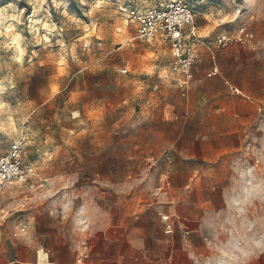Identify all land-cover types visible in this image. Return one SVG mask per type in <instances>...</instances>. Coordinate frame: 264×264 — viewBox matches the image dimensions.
Instances as JSON below:
<instances>
[{
  "label": "rangeland",
  "instance_id": "rangeland-1",
  "mask_svg": "<svg viewBox=\"0 0 264 264\" xmlns=\"http://www.w3.org/2000/svg\"><path fill=\"white\" fill-rule=\"evenodd\" d=\"M123 1L0 0V155L21 139L28 171L19 191H10V233L24 211L34 225L38 219L43 229L66 231L82 205L98 213L122 181L148 174L138 167L151 158L138 146V120L147 113L137 96L162 90L169 50L163 41L135 37ZM213 1L237 13L236 28L264 33V0ZM252 147L242 193L249 214L209 228L216 255L208 264H264V135ZM43 239L46 246L51 235ZM19 250L1 236L0 262Z\"/></svg>",
  "mask_w": 264,
  "mask_h": 264
},
{
  "label": "crops",
  "instance_id": "crops-1",
  "mask_svg": "<svg viewBox=\"0 0 264 264\" xmlns=\"http://www.w3.org/2000/svg\"><path fill=\"white\" fill-rule=\"evenodd\" d=\"M163 1L151 5L126 0L121 11L143 10ZM192 5L204 42L195 46L190 84L179 87L169 46L156 38L153 41H163L169 50V79L161 91L137 96L147 113L138 120V146L148 148L151 158L150 164L138 167L148 174L122 181L119 194L98 213L82 205L66 231L43 229L38 219L34 225L28 211L20 214L13 232L4 229L12 218L10 191H19L27 176L8 186L0 197L6 210L0 238L19 243L20 250L17 257L0 264H75L81 256L85 264L215 261L206 232L222 220L230 227V219L249 214L242 193L248 184L252 146L264 135V33L254 29L253 44L216 46L211 43L216 35L236 30L237 23L231 20L237 13L223 1L192 0ZM213 67L217 72L210 74ZM20 206L27 207L25 201ZM162 214L171 216L170 233ZM62 232L67 238L60 239ZM48 235L51 239L44 246L43 236Z\"/></svg>",
  "mask_w": 264,
  "mask_h": 264
},
{
  "label": "built area",
  "instance_id": "built-area-1",
  "mask_svg": "<svg viewBox=\"0 0 264 264\" xmlns=\"http://www.w3.org/2000/svg\"><path fill=\"white\" fill-rule=\"evenodd\" d=\"M131 22L136 23L135 37L143 41H153L161 38L170 49L171 66L180 75L178 85L187 88L192 79V66L196 60L195 46L204 42L198 33L195 22V7L184 0H166L160 4L143 10L123 9ZM253 44L254 34L244 25L238 26L234 32L221 33L211 41L212 44L225 47L232 43ZM126 68L122 69L125 72ZM217 72L213 67L212 73ZM24 143L21 139L13 141L5 154L0 155V197L4 190L17 182L24 181L27 169L23 166L21 157ZM6 216V210L0 205V223ZM165 231L173 230L171 216L162 214ZM189 233L185 231V236ZM75 264H85L84 258L77 257Z\"/></svg>",
  "mask_w": 264,
  "mask_h": 264
}]
</instances>
